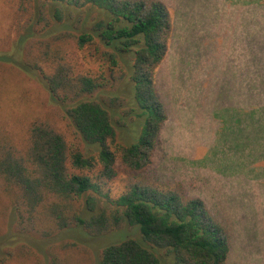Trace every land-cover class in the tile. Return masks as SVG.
<instances>
[{
    "label": "trees",
    "instance_id": "trees-1",
    "mask_svg": "<svg viewBox=\"0 0 264 264\" xmlns=\"http://www.w3.org/2000/svg\"><path fill=\"white\" fill-rule=\"evenodd\" d=\"M12 1L25 30L21 64L42 75L74 136L42 119L30 124L23 146L0 136V181L15 207L16 233L45 241L65 230L82 228L99 238L127 228L139 237L106 247L99 260L72 242L48 246L44 256L19 244L1 252L0 264L21 257L35 264H72L68 252L75 247L89 264H226L231 236L206 202L188 197L181 183L169 186L144 176L169 120L156 87L174 34L167 4ZM247 1L264 13V0ZM87 58L98 65L96 71L87 67ZM1 61L11 59L0 56ZM127 80L134 104L112 94ZM257 93L264 97V83ZM135 119L137 141L119 142L118 129ZM84 145L96 152H86ZM118 180L124 191L113 198Z\"/></svg>",
    "mask_w": 264,
    "mask_h": 264
},
{
    "label": "rangeland",
    "instance_id": "rangeland-1",
    "mask_svg": "<svg viewBox=\"0 0 264 264\" xmlns=\"http://www.w3.org/2000/svg\"><path fill=\"white\" fill-rule=\"evenodd\" d=\"M162 1L173 16L174 34L170 52L157 69L156 87L169 120L144 176L169 186L181 183L188 197L206 202L231 236L226 264H264V97L257 93L258 84L264 83V13L247 0ZM19 25L14 2L0 0V56L11 59L0 62V136L23 146L30 124L42 119L73 139L42 75L21 64L25 30ZM86 64L98 69L90 58ZM112 94L134 104L128 80ZM140 131L135 119L128 128L118 129V141L136 142ZM84 149L96 152L95 147ZM123 191L118 180L111 196ZM16 219L0 181V256L19 244L44 256L48 246L72 242L99 260L106 247L139 237L126 228L92 238L78 228L51 240H35L16 233ZM79 248L68 252L72 264H89ZM12 264L35 261L21 257Z\"/></svg>",
    "mask_w": 264,
    "mask_h": 264
}]
</instances>
